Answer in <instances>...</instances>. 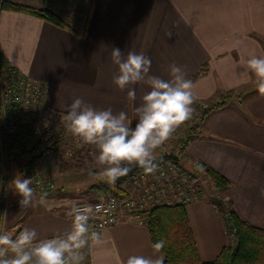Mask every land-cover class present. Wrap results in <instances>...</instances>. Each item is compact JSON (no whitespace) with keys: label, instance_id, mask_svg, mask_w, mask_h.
I'll return each instance as SVG.
<instances>
[{"label":"crops","instance_id":"obj_1","mask_svg":"<svg viewBox=\"0 0 264 264\" xmlns=\"http://www.w3.org/2000/svg\"><path fill=\"white\" fill-rule=\"evenodd\" d=\"M13 1L62 16L70 14L60 7H72L67 0L57 1L60 6L48 5L49 0ZM111 47L125 56L129 50L144 52L152 62L149 75L162 79H169V65L182 66L194 84V103L219 102L231 94L226 105L206 116L201 134L185 148L192 167L203 164L229 182L224 192L215 190V198L186 205L201 260H216L231 238L213 199L231 202L240 218L264 230V95L255 75L242 66L252 55L264 56V0H93L83 33L28 13L0 11V55L24 77L49 86L48 112L65 115L66 105L81 97L96 109L126 112L134 126L135 108L149 88L129 86L136 90L135 100L128 98V89H118ZM159 148L154 156L161 154ZM63 156L50 151L38 159L41 177L54 187L44 192L43 202V192L34 187L36 198L27 208L11 193L2 232L15 237L31 228L38 239L62 236L71 230L72 206L102 198L88 189L92 183L81 172L64 167ZM100 236V243L87 246L89 264H125L134 255L164 257L153 249L149 229L140 220L124 218Z\"/></svg>","mask_w":264,"mask_h":264},{"label":"clouds","instance_id":"obj_2","mask_svg":"<svg viewBox=\"0 0 264 264\" xmlns=\"http://www.w3.org/2000/svg\"><path fill=\"white\" fill-rule=\"evenodd\" d=\"M167 35L171 38V31ZM111 58L118 68L113 83L121 91L128 89L130 100L136 99V90L129 86L144 83L149 88L135 108L134 126L126 112L96 109L81 97L66 105L63 120L75 137L96 147V162L101 170L98 173L90 171V174L116 183L135 167L142 168L146 174L157 170L154 151L192 118L196 97L193 81L187 78L182 66L169 65V79H162L149 75L152 62L144 52L129 50L125 56L120 48L111 47ZM242 66L255 75L258 92L264 95V56L252 55L242 61ZM32 183L31 177L24 178L23 174L11 182L15 194L20 197L21 207L31 206L36 198ZM46 196L47 193L40 196L41 202ZM114 207L115 201L107 207L103 203L72 206L68 213L72 217L71 230L53 238L38 239L37 231L31 228H24L15 237L0 232V264H81L84 260L82 250L89 241L101 242L98 232H90L89 220L99 213H110ZM152 247L159 253L165 241L155 242ZM125 264H164V257L134 255L128 257Z\"/></svg>","mask_w":264,"mask_h":264},{"label":"trees","instance_id":"obj_3","mask_svg":"<svg viewBox=\"0 0 264 264\" xmlns=\"http://www.w3.org/2000/svg\"><path fill=\"white\" fill-rule=\"evenodd\" d=\"M2 10H12L18 11L19 13H28L47 22H50L57 27L68 28L76 33L78 32L71 26L74 23H78L76 19L72 23L68 22V20H65L56 12L49 9L31 7L16 3L13 0H0V11ZM86 26L87 21L84 30L86 29ZM12 72H15L14 74L17 76L24 77L21 73L15 71L11 66H9L5 58L0 55V74L3 73L6 75H10V73L13 74ZM230 96L231 94L224 96L223 100L219 102H209L208 107L206 108H202V103H194L192 107L195 111L198 110L197 113L199 112L201 114L200 120L194 126L193 124L190 125L189 128L185 131V133L191 131L187 137H180L176 140V149H185L188 143L194 137L199 136L201 134V128L206 116L213 110L226 105L228 102L227 99ZM5 99L4 89L0 84V112H2L4 107L7 106L5 105ZM188 122L189 121L184 123L178 129L181 130ZM13 135H16V133ZM175 136L176 134H174V137ZM16 137H19V134H17ZM13 142V136L1 129L0 231L2 227L3 215L6 210L7 203H9L10 194H14L15 198H17L14 186L10 183V171L14 166ZM176 149H173V151L178 152L179 150ZM198 168L200 170L203 169L206 171V174L213 181L216 191L224 192L228 188L229 182L228 180H225L223 176H221L211 168H207L203 164H199ZM1 169L8 171V173L6 172V174L2 176ZM93 189L98 193H105L107 191V188H105L104 186L101 187V185H99V187L95 186ZM119 189V186L115 185L116 192L121 194V191ZM43 193H41V195ZM213 200L218 205L221 215H224V212L226 210L228 211L227 214L229 218L225 219L229 228L228 231L231 236V241L222 249L217 259L212 262H203L199 256L197 246L195 245L196 241L194 239L193 233H191L192 229L188 219L186 205L182 203L165 206L158 205L151 210H146L141 213V221L148 227L152 242L155 243L160 240L165 241V247L161 250L162 254L164 255V264H264V230L254 226L252 227V225L240 218L236 210L231 206V202H222L219 199ZM226 207H228L229 210ZM232 237L234 238V241H232ZM87 255V252L84 253V260L81 262L82 264H89Z\"/></svg>","mask_w":264,"mask_h":264},{"label":"built area","instance_id":"obj_4","mask_svg":"<svg viewBox=\"0 0 264 264\" xmlns=\"http://www.w3.org/2000/svg\"><path fill=\"white\" fill-rule=\"evenodd\" d=\"M12 73L10 75L0 74V82L5 93V105H7L2 112L4 124L8 128V132L14 134L16 121L9 119L10 115L16 113L18 107L23 105L45 116L46 99L50 88L46 83L17 76L14 74L15 72ZM206 107H208L207 103L202 104V108ZM20 144L21 141L16 143V145ZM200 173L199 170L186 168L176 160L167 159L158 164L157 170L152 174H146L142 168L132 172L125 179L123 187L119 185L122 190H125V194L113 192L105 198L85 201L77 203V205L95 206L98 203H103L107 207L112 201H115V207L110 213L102 212L89 220L90 232L96 231L100 234L102 230L118 224L124 218L141 221L143 211L151 210L158 205L178 203L187 205L201 199L204 182H202ZM27 175L33 181L32 187L40 189L39 191L45 192L54 187V183L41 177L39 172H29ZM225 218H229L227 213Z\"/></svg>","mask_w":264,"mask_h":264},{"label":"rangeland","instance_id":"obj_5","mask_svg":"<svg viewBox=\"0 0 264 264\" xmlns=\"http://www.w3.org/2000/svg\"><path fill=\"white\" fill-rule=\"evenodd\" d=\"M57 1L59 0H49L50 3H48V5H54L56 3V5L58 6L59 4L57 3ZM69 1H72L70 3L72 5L71 8L62 9L63 7H60V9L58 10H62L64 14L69 13L70 15H66V16H62L60 14L58 15H60L62 18L68 20V22L71 23L76 19L78 23H74L71 26L75 28L79 33H81L84 30L86 21L88 19V13L90 11L89 9L91 7L93 0H67V3ZM0 84L2 85L1 82ZM205 103L206 102L204 103L202 102V104ZM197 111L198 110L194 111L192 118L184 126L185 128L183 127L181 130L178 129L179 131L175 133L176 136L175 137L173 136L174 138L172 137L173 139L170 140L168 145H162V147L159 148L161 154L176 149L177 148V146H175L176 140L180 137H187L188 134H190L191 131L187 133H185V131L189 128L190 125L193 124L194 126L196 123L199 122L201 114L199 112L197 113ZM2 112H0V130L3 129L6 133L12 135L14 138V142H13L14 166L10 171L11 174L10 183L13 181V179L16 176H21V174H23L24 178L26 177L28 178L27 174H29V172H39V174L42 175L38 169V159L43 154H46L50 151H54V152L58 151L60 153H63L64 155L62 157L64 160V162L62 163L64 167L68 166L70 168H74L78 170L79 172L82 173L80 175H84V177H82L83 180L87 181L90 184L92 183L88 187L90 191L96 192V190H94L93 188L95 186L99 187V185H101V187L104 186L105 188H107V191L105 193H101V194L99 193L102 196V198H105L107 195L116 192L115 185L122 186L124 184L125 180L121 184L109 183L107 182L106 178H102L99 175L90 174V171L92 173H98L101 170V166L98 165L96 162L98 151L94 145H88L83 143L78 137H75L71 132L67 130L65 126V122L63 120L64 115L51 113L48 112V110H46L45 116H42L35 110L22 105L20 106V108L18 107L16 113H12L9 117V119L16 121L15 122L16 135H13L12 133L8 132V128L4 124V118H3L4 115L2 114ZM17 134H19V137H16ZM20 141L21 144L16 145V143H19ZM180 149L181 150L176 149L179 150L178 152L173 151L179 157L178 162H180V164H182L186 168H189L190 166L189 169L199 170L201 172L200 174L202 176V182H204V185H202L203 197L207 199L215 198L216 197L215 194H217V192H215L214 183L210 179V177L206 174V171L203 169L200 170L198 168V165H196V167L194 166L192 167L187 162L185 149L182 148ZM6 172L8 173V171L1 169L2 176H4ZM0 188H1V184H0ZM10 200L11 198L9 199V201ZM221 201L225 202V200L224 201L221 200ZM226 208L229 210L228 207ZM224 213L226 214L228 213V211L226 210ZM0 232H2V229ZM232 241H234L233 237H232ZM86 250L87 248L83 249L82 251L86 253Z\"/></svg>","mask_w":264,"mask_h":264},{"label":"water","instance_id":"obj_6","mask_svg":"<svg viewBox=\"0 0 264 264\" xmlns=\"http://www.w3.org/2000/svg\"><path fill=\"white\" fill-rule=\"evenodd\" d=\"M155 158H156V162H157V164H159V163H161L163 160H165V159H172V160H176L177 162L179 161V157H178V155L177 154H175L173 151H170V152H166V153H163V154H160V155H158V156H155ZM137 169H140L139 167H135V168H133V170L129 173V175L133 172V171H135V170H137ZM128 175V176H129ZM128 176H126V177H123V178H120L117 182H116V184H121Z\"/></svg>","mask_w":264,"mask_h":264}]
</instances>
